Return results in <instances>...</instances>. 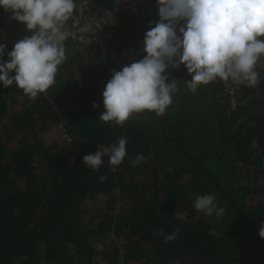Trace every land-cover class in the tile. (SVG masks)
I'll return each instance as SVG.
<instances>
[{
	"label": "trees",
	"instance_id": "16d2710c",
	"mask_svg": "<svg viewBox=\"0 0 264 264\" xmlns=\"http://www.w3.org/2000/svg\"><path fill=\"white\" fill-rule=\"evenodd\" d=\"M81 1L96 11L136 0H76V5ZM155 4L145 0L137 13L115 16L109 27L119 41L114 52L100 55L93 46L78 49L66 42L72 51L66 52L55 83L38 98L15 84L0 85V264H243L252 241L249 227L163 133L181 140L185 152L247 215L258 234L248 264H264L259 236L264 224V58L257 64L260 83L254 87H225L217 80L192 93L185 84L191 75L181 65L167 70L178 91L162 116L133 114L123 126L99 118L113 69L145 55L144 35L157 21ZM144 8L155 13L137 19ZM30 35L11 11L0 8L3 59ZM60 124L71 141L61 137ZM122 136L127 156L116 172L108 157L99 171L86 167L85 155ZM138 154L147 159L135 164ZM204 194L225 209L222 218L194 208L196 196ZM159 229L178 230V235L164 243L155 234Z\"/></svg>",
	"mask_w": 264,
	"mask_h": 264
},
{
	"label": "clouds",
	"instance_id": "9594fccd",
	"mask_svg": "<svg viewBox=\"0 0 264 264\" xmlns=\"http://www.w3.org/2000/svg\"><path fill=\"white\" fill-rule=\"evenodd\" d=\"M156 3L159 19L144 35L145 55L120 70L113 69L102 92L105 110L99 114L101 121L123 126L133 114L165 113L178 91L177 81L169 82L166 73L181 65L191 75L185 84L192 93L217 80L246 87L260 83L256 68L264 58V0ZM76 7V0H0V8L11 11L12 18L31 33L7 52V61L3 59L6 45L0 43V85L7 88L15 84L36 99L55 83L59 66L66 60L65 43L72 35L66 24ZM92 106L99 107L96 103ZM126 145L127 138L122 136L109 147L85 155L83 162L87 168L99 171L104 157H108L111 171L116 172L127 156ZM146 159L138 154L134 163ZM100 180L106 177L100 176ZM194 208L217 218L225 213L211 194L197 195ZM176 215L186 220L184 213ZM155 234L167 243L176 239L178 230L166 234L159 229ZM259 236L264 238V224Z\"/></svg>",
	"mask_w": 264,
	"mask_h": 264
},
{
	"label": "built area",
	"instance_id": "2783aa9c",
	"mask_svg": "<svg viewBox=\"0 0 264 264\" xmlns=\"http://www.w3.org/2000/svg\"><path fill=\"white\" fill-rule=\"evenodd\" d=\"M145 0H136L128 5L116 9H102L91 11L85 1L77 4L76 10L67 22L66 28L72 33L66 42H72L76 48L81 49L83 46H93L94 51L100 55H106L114 52V47L119 45V41L114 39L109 30L117 14L128 11L137 13L139 5ZM112 40V41H111ZM4 59V61H7ZM222 85L228 87L232 82L220 81ZM61 137L66 141H71V136L65 131L63 124L58 125Z\"/></svg>",
	"mask_w": 264,
	"mask_h": 264
},
{
	"label": "water",
	"instance_id": "95a60500",
	"mask_svg": "<svg viewBox=\"0 0 264 264\" xmlns=\"http://www.w3.org/2000/svg\"><path fill=\"white\" fill-rule=\"evenodd\" d=\"M158 116H162V114H159ZM162 138L165 141L176 142L177 143L180 152L185 157H187L188 159H190L191 161H193L194 163H196L199 166V168L202 170V172L211 180V182L213 183L215 189L218 190L220 192V194H222L224 196V198L227 200V202L230 204V206L237 212V214L247 224V226L249 227V229L251 231L252 241H251V244H250V249H249V251L247 252V254L245 256L243 264H248L249 259L251 258L252 250L254 249V247L256 245V242H257V239H258V234H257V231L255 229V226L252 224V222L247 217V215L242 211V209H240L234 203V201L230 198V196L225 192V190L223 189V187L221 186V184L219 183L217 178L201 162L197 161V159H195L194 157L189 155L187 152H185V150L183 149L181 140H178L176 138H169L165 133L162 134Z\"/></svg>",
	"mask_w": 264,
	"mask_h": 264
},
{
	"label": "rangeland",
	"instance_id": "374dc122",
	"mask_svg": "<svg viewBox=\"0 0 264 264\" xmlns=\"http://www.w3.org/2000/svg\"><path fill=\"white\" fill-rule=\"evenodd\" d=\"M155 13V10L153 9V10H149V9H146V8H144V9H142V11L140 12V14L138 15V16H136L137 17V19L138 18H141V17H148L150 14H154ZM158 19H159V17H158V15H157V17H156V20L158 21ZM72 47L73 46H71V45H66L65 46V50H66V52H70V51H72ZM58 130V132H59V129H57ZM58 132H56V133H58Z\"/></svg>",
	"mask_w": 264,
	"mask_h": 264
},
{
	"label": "crops",
	"instance_id": "0c3cea01",
	"mask_svg": "<svg viewBox=\"0 0 264 264\" xmlns=\"http://www.w3.org/2000/svg\"><path fill=\"white\" fill-rule=\"evenodd\" d=\"M152 6H153V8H154L155 10H157V12H158L157 3H156L155 5H152Z\"/></svg>",
	"mask_w": 264,
	"mask_h": 264
}]
</instances>
